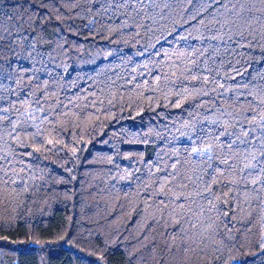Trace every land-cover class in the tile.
Listing matches in <instances>:
<instances>
[{
  "label": "trees",
  "instance_id": "trees-1",
  "mask_svg": "<svg viewBox=\"0 0 264 264\" xmlns=\"http://www.w3.org/2000/svg\"><path fill=\"white\" fill-rule=\"evenodd\" d=\"M0 264H264V0H0Z\"/></svg>",
  "mask_w": 264,
  "mask_h": 264
}]
</instances>
